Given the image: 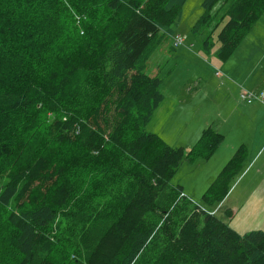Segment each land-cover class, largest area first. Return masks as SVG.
<instances>
[{"label": "trees", "instance_id": "16d2710c", "mask_svg": "<svg viewBox=\"0 0 264 264\" xmlns=\"http://www.w3.org/2000/svg\"><path fill=\"white\" fill-rule=\"evenodd\" d=\"M159 1L0 0V264H264V231L239 234L182 186L168 188L223 135L208 126L187 151L145 129L164 100L147 62L187 0ZM221 1H204L194 31ZM225 1L222 61L264 14V0ZM97 8L109 12L101 25ZM69 21L73 40L62 34ZM244 159L240 148L206 205L223 201Z\"/></svg>", "mask_w": 264, "mask_h": 264}, {"label": "rangeland", "instance_id": "374dc122", "mask_svg": "<svg viewBox=\"0 0 264 264\" xmlns=\"http://www.w3.org/2000/svg\"><path fill=\"white\" fill-rule=\"evenodd\" d=\"M84 1L88 4L92 3L95 7L103 3V0ZM162 1L160 0L158 4H162ZM204 1L187 0L185 2L181 18L174 25L175 33L167 36L151 53L145 72L146 75L160 78L161 91L164 94V100L145 127L146 131L157 133L169 145L182 146L187 151H190L201 137L204 120L212 122L225 101L237 98L246 102L241 97L245 90L242 82L248 77L251 68L257 69L256 73H259L260 68L256 67L257 61L260 60V65L262 61L264 62V14L255 22L227 61H222L218 56V50L222 47L218 37L227 20V18L221 20V17L228 1L219 2V5L212 10V23L205 25L197 32L194 31V27L205 13ZM97 9L101 16L95 22L101 25L108 20L109 12L101 8ZM52 31L46 32L45 36ZM62 34L67 40L76 38L72 22L64 24ZM175 34L184 37L183 45L174 46ZM181 84H187V86L182 90ZM237 89H239L238 92H236ZM261 92H264V89L256 93ZM259 99L263 100L264 97ZM52 118L50 117V120L32 139L36 147L44 148L48 144L51 135L48 134L47 127ZM201 155L200 152L195 161H185L168 188L173 185L182 186L185 194L193 198L195 203L214 213L213 209L203 202V195L211 184L206 174L208 171L214 174L216 162L213 157L205 160L203 156L199 157ZM1 183L3 182H0V185ZM186 200V197H183V203ZM190 207L193 208L194 204ZM181 209L177 208L174 212L177 213ZM7 229L8 232L4 235L6 238L13 230ZM17 259L18 255L15 254V260Z\"/></svg>", "mask_w": 264, "mask_h": 264}, {"label": "crops", "instance_id": "0c3cea01", "mask_svg": "<svg viewBox=\"0 0 264 264\" xmlns=\"http://www.w3.org/2000/svg\"><path fill=\"white\" fill-rule=\"evenodd\" d=\"M259 62H256L259 73L250 67L248 77L242 82L246 90L259 92L264 89V62L261 65ZM186 86L181 84L182 90ZM204 123L201 133L212 126L223 135L212 156L216 162L215 172L211 174L208 171L206 174L208 181L212 182L217 177L237 150L245 149L242 170L231 182V188L223 201L210 206L211 209L239 234L264 231V99L243 102L231 98L222 104L212 122L204 120ZM229 211H232V216L227 218Z\"/></svg>", "mask_w": 264, "mask_h": 264}, {"label": "built area", "instance_id": "2783aa9c", "mask_svg": "<svg viewBox=\"0 0 264 264\" xmlns=\"http://www.w3.org/2000/svg\"><path fill=\"white\" fill-rule=\"evenodd\" d=\"M173 37H174V42H173L174 46L178 47L184 44L185 40L182 35L175 34ZM241 97L247 102H252L255 99L263 98L264 92L256 93L254 91H249L245 89L243 90Z\"/></svg>", "mask_w": 264, "mask_h": 264}]
</instances>
